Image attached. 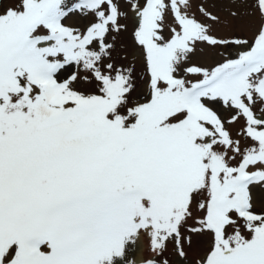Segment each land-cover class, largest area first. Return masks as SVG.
Instances as JSON below:
<instances>
[{
  "label": "snow or ice",
  "instance_id": "6c2138e0",
  "mask_svg": "<svg viewBox=\"0 0 264 264\" xmlns=\"http://www.w3.org/2000/svg\"><path fill=\"white\" fill-rule=\"evenodd\" d=\"M0 264H264V0H0Z\"/></svg>",
  "mask_w": 264,
  "mask_h": 264
}]
</instances>
